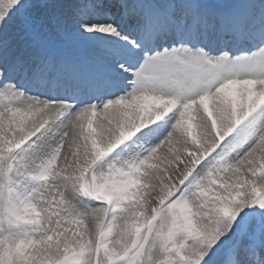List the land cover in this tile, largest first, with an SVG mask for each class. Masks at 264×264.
I'll use <instances>...</instances> for the list:
<instances>
[{
    "label": "snow or ice",
    "instance_id": "1",
    "mask_svg": "<svg viewBox=\"0 0 264 264\" xmlns=\"http://www.w3.org/2000/svg\"><path fill=\"white\" fill-rule=\"evenodd\" d=\"M0 264H264V0H0Z\"/></svg>",
    "mask_w": 264,
    "mask_h": 264
}]
</instances>
